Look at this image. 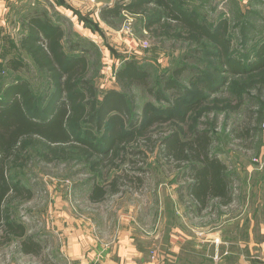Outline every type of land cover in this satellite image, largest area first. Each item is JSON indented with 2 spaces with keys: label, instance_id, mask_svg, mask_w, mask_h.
<instances>
[{
  "label": "rangeland",
  "instance_id": "obj_1",
  "mask_svg": "<svg viewBox=\"0 0 264 264\" xmlns=\"http://www.w3.org/2000/svg\"><path fill=\"white\" fill-rule=\"evenodd\" d=\"M117 1L0 0V97L14 83L27 82L34 96L41 99L39 105L47 103L50 91L46 74L18 48L20 36L26 32L21 24L34 13H44L62 28L68 53L75 44L87 50L86 79L97 88L98 98L119 89L115 75L130 60L147 71L152 90L162 92L167 99L170 97L162 83L177 68L187 66L191 70L179 82L180 88L191 92L192 76L213 77V62L204 55L207 51L202 53L191 41L176 38L172 32L146 31L143 19L126 13L113 26L102 22L100 10ZM177 1L198 20H206L210 28L226 20L231 54L244 64L252 62L264 44V0ZM12 59L20 60L24 69H8L6 65ZM221 76L223 85L207 95L187 120L199 130L207 124L212 126V152L237 178L231 206L191 215L179 202V183L157 155L149 161L152 175L147 190L109 196L93 206L87 196L94 182L103 183L102 172L91 173L78 158L55 159L48 164L42 150L29 149L26 163L13 169L12 177L31 190L33 198L14 203L13 219L25 227L26 240L43 246L44 254L39 258L23 255L19 252L20 240L13 239L0 245V264H80L81 259L71 255L72 247L83 249L85 256L87 246L93 244L96 252V245L107 247L114 239L130 235L136 250L145 251L150 261L156 258L160 264L170 263L166 251L174 237H211L229 250L240 243L257 245L264 241V70L242 75L224 71ZM133 95L140 118L145 104L159 110L167 107L142 88H134ZM196 97L189 94L186 100ZM242 124L249 125L250 137L239 141L232 130ZM171 127L172 123L156 125L153 132L167 133Z\"/></svg>",
  "mask_w": 264,
  "mask_h": 264
},
{
  "label": "trees",
  "instance_id": "obj_2",
  "mask_svg": "<svg viewBox=\"0 0 264 264\" xmlns=\"http://www.w3.org/2000/svg\"><path fill=\"white\" fill-rule=\"evenodd\" d=\"M123 13L143 19L146 31L172 32L176 38L193 42L202 53L207 51L204 55L213 62V77L192 76L191 92L179 87L183 75L191 70L187 66L177 68L162 83L170 97L167 99L162 92L152 90L147 71L130 60L115 75L119 89L98 98L97 88L86 79L87 50L75 44L69 54L60 26L44 13L28 16L21 24L26 32L20 36L18 48L46 74L50 94L47 103L39 105L41 99L34 96L29 84L19 82L0 97V245L18 239L23 255L39 258L44 254L43 246L26 240L25 227L13 219L14 203L33 198L32 191L12 177V170L26 163L29 149L42 150L48 164L55 159L78 158L91 173L102 172L103 183L94 182L87 196L93 206L109 196L147 190L152 175L149 161L154 155L179 183V202L191 215L225 209L234 202L237 178L212 152V126L207 124L199 130L187 117L223 85L224 71L242 75L264 70V44L254 60L244 64L231 54L226 20L210 28L206 20L186 12L177 0H119L102 8L99 18L113 26ZM6 66L14 72L24 69L15 59ZM136 87L167 107L159 110L145 104L140 118L133 95ZM189 94L197 97L188 101ZM168 123L172 127L167 133L153 132L156 125ZM248 126L237 125L232 130L234 137L248 139Z\"/></svg>",
  "mask_w": 264,
  "mask_h": 264
},
{
  "label": "crops",
  "instance_id": "obj_3",
  "mask_svg": "<svg viewBox=\"0 0 264 264\" xmlns=\"http://www.w3.org/2000/svg\"><path fill=\"white\" fill-rule=\"evenodd\" d=\"M183 237H174L169 242L166 253L170 263L167 264H264V241L257 245L252 242L240 243L234 250H229L223 242L213 241L211 237ZM96 246V252L92 250L93 244L87 246L85 256L83 249L79 251L72 247L71 255L80 258V264H160L156 258L150 261L145 251L136 250L131 235L114 239L107 247Z\"/></svg>",
  "mask_w": 264,
  "mask_h": 264
}]
</instances>
